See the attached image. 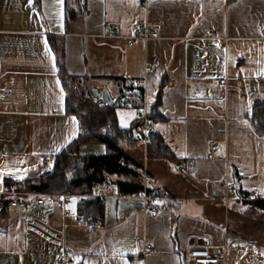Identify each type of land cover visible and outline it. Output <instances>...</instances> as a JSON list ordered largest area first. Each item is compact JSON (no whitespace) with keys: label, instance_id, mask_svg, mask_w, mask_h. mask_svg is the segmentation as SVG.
<instances>
[{"label":"crops","instance_id":"1","mask_svg":"<svg viewBox=\"0 0 264 264\" xmlns=\"http://www.w3.org/2000/svg\"><path fill=\"white\" fill-rule=\"evenodd\" d=\"M144 26L158 37L128 43ZM60 62L115 102L131 80L146 81L153 136L166 149L121 148L162 197L160 216L115 196L100 200L95 223L79 218L83 195L10 206L4 193L50 173L43 158L55 165L79 136ZM262 73L264 0H0V264H188L193 248L264 264V209L240 201L255 193L264 204V135L252 122ZM115 105L120 128L134 130L142 104ZM79 152L110 151L91 141Z\"/></svg>","mask_w":264,"mask_h":264},{"label":"trees","instance_id":"2","mask_svg":"<svg viewBox=\"0 0 264 264\" xmlns=\"http://www.w3.org/2000/svg\"><path fill=\"white\" fill-rule=\"evenodd\" d=\"M59 69L67 93L68 113L76 116L80 123L79 136L58 155L50 173L35 181L26 182L23 188L30 192L50 195H90L94 185H105L112 181L111 177L116 176L124 179L119 185L125 193L139 192L142 189L140 169L123 151L121 144L126 140L140 142L137 136L140 120L136 121L132 131L121 129L117 120L116 105H107L95 97L93 89L86 87L85 80L69 75L61 62ZM252 122L257 132L264 135V102L255 104ZM153 135L149 143L153 146V143L157 142L160 151L166 149L165 144L155 140ZM91 141L106 144L110 152L101 156L81 155L80 145ZM70 154L80 159L81 168L72 169L68 165L67 158ZM103 203L98 199L87 200L83 203L81 215L87 221L97 222L102 216ZM250 204L264 209L262 202L252 201Z\"/></svg>","mask_w":264,"mask_h":264},{"label":"built area","instance_id":"3","mask_svg":"<svg viewBox=\"0 0 264 264\" xmlns=\"http://www.w3.org/2000/svg\"><path fill=\"white\" fill-rule=\"evenodd\" d=\"M147 0H144L146 2ZM158 33L154 30L149 29L144 26L140 32L133 38H131L128 43H132L136 39L148 40L150 38H157ZM146 81L133 79L130 82V86L124 89L123 94L116 100L120 105H130L134 101H139L142 104V110L139 117L140 124L137 128V136L144 146H148L150 142V137L155 133L154 126L149 117L148 107L146 105ZM5 92L0 88V99L5 98ZM217 144L213 143L211 145V151H217ZM44 163L47 168L54 167V164L48 161L45 157L43 158ZM148 174L146 170L142 172V189L139 192L125 193L123 188L119 184H114L113 182H108L105 185L96 184L93 187L92 194L81 196L84 201L88 199H98L106 200L109 197L115 196L116 198H134L144 202L146 211L153 217L160 216V209L154 208V206L162 201V197L149 189L148 186ZM6 196L10 197L11 207H21L25 208L27 202L24 200L27 196L31 195L34 197V202L42 203L43 200L40 198V194L30 192L25 188L19 186L18 184H13L8 192L4 193ZM257 194L244 195L240 198V201H256L258 200ZM81 220H86L84 216H79ZM69 247L64 248V252L67 253ZM147 252L150 255L157 253V250L148 245ZM188 264H225L224 260L218 257L211 256L209 250L193 248L188 251L187 255Z\"/></svg>","mask_w":264,"mask_h":264},{"label":"rangeland","instance_id":"4","mask_svg":"<svg viewBox=\"0 0 264 264\" xmlns=\"http://www.w3.org/2000/svg\"><path fill=\"white\" fill-rule=\"evenodd\" d=\"M67 161H68V165L72 169H75L76 167L81 168L80 159L78 157L74 156L73 154L68 155ZM113 181L117 182L116 180H113ZM150 186H151V183H150ZM244 220H245L244 227H245L246 231L252 232L253 229L254 230L257 229V227H258L257 223H259L258 218H250L249 220H247V219H244Z\"/></svg>","mask_w":264,"mask_h":264},{"label":"water","instance_id":"5","mask_svg":"<svg viewBox=\"0 0 264 264\" xmlns=\"http://www.w3.org/2000/svg\"><path fill=\"white\" fill-rule=\"evenodd\" d=\"M93 93L95 97L101 99L105 104L110 105V106H115L116 102L112 99L108 90L103 89L101 92H99L98 90L95 89Z\"/></svg>","mask_w":264,"mask_h":264},{"label":"snow or ice","instance_id":"6","mask_svg":"<svg viewBox=\"0 0 264 264\" xmlns=\"http://www.w3.org/2000/svg\"><path fill=\"white\" fill-rule=\"evenodd\" d=\"M262 74H264V73H262ZM18 179H23L24 177L23 176H19V177H17Z\"/></svg>","mask_w":264,"mask_h":264}]
</instances>
